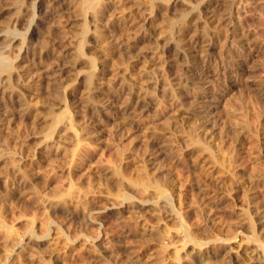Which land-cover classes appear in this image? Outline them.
<instances>
[{"label":"rangeland","instance_id":"obj_1","mask_svg":"<svg viewBox=\"0 0 264 264\" xmlns=\"http://www.w3.org/2000/svg\"><path fill=\"white\" fill-rule=\"evenodd\" d=\"M73 1L61 14L47 3L35 12L37 0H0V76L14 74L0 82V264H248L253 252L264 261V0H239L240 14L229 7L222 23L244 30L247 43L241 35L230 45L211 38L215 46L203 52L206 67L235 60L242 75L227 85L230 72L214 71L215 85L184 89L173 78L191 77L202 63L175 51L159 57L154 38L176 49L173 32L188 19L200 22L205 0L158 11L137 49L114 45L107 60L104 39L119 29L116 16L152 0H102L98 27L90 12L100 0ZM201 25L213 37L214 25ZM32 48L35 63L26 56ZM22 69L40 78L29 92L16 75ZM164 77L172 80L162 90ZM132 83L143 87L145 103L128 116L120 107ZM203 91L226 94L227 104L205 116ZM136 174L159 178L165 189L145 190Z\"/></svg>","mask_w":264,"mask_h":264},{"label":"bare ground","instance_id":"obj_2","mask_svg":"<svg viewBox=\"0 0 264 264\" xmlns=\"http://www.w3.org/2000/svg\"><path fill=\"white\" fill-rule=\"evenodd\" d=\"M140 1V0H139ZM147 1V0H146ZM181 1L182 0H168V1H166V2H163V1H156V0H152L151 2H144L143 1V3H141V2H139V3H136L135 5H132V6H128V9H127V11H125V9H124V13H122L121 12V15H119V16H116V18H117V21H116V24L115 25H117L118 27H119V29H116V28H113L112 29V27H111V31H112V33H110L109 34V36L108 35H106V36H108L107 38H105V33H103V32H101L102 34H100L101 36H104V38H102V39H104V41H105V43H104V46H106V48H105V53H104V60H107V55H109L110 54V52L112 51V47L115 45V47H118L120 50H122V52H125V53H130L131 51H133L134 50V48L136 47V46H138L142 41H143V39H146V37H147V33L150 31V30H153V27H154V20H155V18H156V16H157V14H158V11H163V9H167V10H171L173 7H175L176 5H178L179 3H181ZM230 2V1H229ZM238 2H240L239 0H233V1H231L230 2V4H227V0L225 1V0H205V2L201 5V7H200V18H201V20H199L200 22H197V23H195V22H193L192 23V21L190 20V19H188L186 22H185V25H182L183 27H180V25H179V27L180 28H178L177 30H175L174 32H173V35H172V39H174L175 40V42H177V48L176 49H174L173 47V44H172V42H170L169 40V42H164V41H166V39H167V37H155L154 39H155V42H156V44L159 46V48L158 49H160L158 52H160V55H159V57H168L171 53H172V51L174 52L175 51V55H176V58H182V57H189V58H191V59H194V61H195V65H196V60L198 61V62H200V63H202L201 64V66L203 67L202 69H200V70H197V71H195L194 72V74L191 76V77H189L188 76V78H186L185 79V77H180V78H178L177 76H175L174 78H173V80H176L175 82L177 83V84H174V85H178L179 87L178 88H183L184 89V87H187V86H190V84H202V85H204V87L206 86V87H211L212 86V84H214V81H215V78L211 75L212 73L211 72H216V71H220V73L221 74H227V73H229L228 75H227V77L226 76H224V77H226V78H224V84H229L230 83V79H231V77H233V76H236V75H238V74H241L243 71V69L242 68H238L235 64V60H233V62L231 61V62H228V66L227 65H223V63H219L220 65H217L215 68H213V69H210L211 67H206L207 65H206V63H208L209 61L211 62V59H209V57L207 56H205V54H203V52H206L207 50H211L214 46H215V44L211 41V38H213V39H219V40H221L223 43H225V45L227 44H229V42H231V40L233 41V39H235L236 38V36H239V35H241L240 37L242 38V41H247V39H248V34L246 33V32H243V31H239V32H237V30L236 29H233V28H231L230 26L229 27H225V28H223V25H222V23L225 21V20H227V18L230 16L229 15V10H228V8L229 7H233L232 8V10L234 11V12H238L239 14H240V3H238ZM37 5H36V7H35V9H34V11L36 12V11H41L42 10V8L44 7L45 8V3H47V5H49L50 7H53V8H55V9H57V11H59L60 10V13H61V11H67V10H70V9H72L75 5H76V2L75 1H73V0H71V1H69V0H37ZM104 4V2L102 1V0H100V1H98L97 3H96V5L92 8V10H91V12H90V15L92 16V18H93V20H95L96 22V25H97V27L98 26H100L98 23H97V20L95 19V18H97L99 15V13L100 12H102V7L104 6L103 5ZM134 4V3H133ZM1 6V5H0ZM11 6V5H10ZM3 7V6H2ZM8 7V6H7ZM47 7V6H46ZM12 8V7H11ZM14 8V7H13ZM48 8V7H47ZM52 8V9H53ZM176 8V7H175ZM79 9V8H78ZM104 9V8H103ZM4 10H5V8H4ZM47 10V9H46ZM196 10H198V9H196ZM166 11V10H165ZM228 11V12H227ZM23 12V11H22ZM45 12V11H44ZM48 12H50V11H48ZM55 12V11H54ZM59 13V12H58ZM65 13V12H64ZM103 13V12H102ZM101 13V14H102ZM160 13V12H159ZM174 13V12H173ZM193 13V12H192ZM25 14V13H24ZM61 14H63V13H61ZM191 14V13H190ZM139 15V16H138ZM43 16V15H42ZM159 16V15H158ZM191 16H193V15H191ZM196 16V15H195ZM195 18V17H194ZM198 19V18H197ZM229 19V18H228ZM14 20V19H13ZM17 20V19H16ZM21 20V17H18V21H20ZM114 20V19H113ZM113 20H111V21H113ZM194 20V19H193ZM231 20V19H230ZM156 21V20H155ZM197 21V20H196ZM105 23V22H104ZM110 23V22H109ZM192 23V24H191ZM202 23V27L203 26H207V27H211L212 25H214V27H215V31H214V35H213V37H212V35L210 36V33L209 34H207V32L205 31V30H199V26H200V24ZM231 23V22H230ZM228 24V23H227ZM106 25V24H105ZM229 25V24H228ZM238 25V24H237ZM102 26V25H101ZM227 26V25H226ZM96 27V26H95ZM97 27L95 28V29H97ZM156 27V26H155ZM108 28V27H107ZM99 29H101V27L99 28ZM156 29V28H155ZM214 29V28H213ZM212 29V30H213ZM102 30H103V27H102ZM120 30V31H119ZM242 30V29H241ZM97 31V30H96ZM211 31V30H210ZM209 31V32H210ZM98 32H100V31H98ZM97 32V33H98ZM106 32V31H105ZM161 32V31H160ZM164 32V31H163ZM167 32V31H166ZM212 32V31H211ZM108 33H109V31H108ZM158 33V32H157ZM99 34V33H98ZM151 34V33H150ZM163 33H161V35H162ZM213 34V33H212ZM152 35V34H151ZM168 35V34H167ZM155 36V35H154ZM151 37V36H150ZM152 37H153V35H152ZM85 38V37H84ZM87 38V37H86ZM153 39V38H152ZM217 41V40H216ZM220 41V42H221ZM241 41V42H242ZM253 41V40H252ZM221 42V43H222ZM248 42V41H247ZM246 42V43H247ZM48 43V42H47ZM112 43V44H111ZM154 43V42H153ZM221 43H220V45H221ZM222 43V45H224ZM234 43V42H233ZM52 44V43H51ZM232 44V43H231ZM147 45V44H146ZM150 45V44H149ZM230 45V44H229ZM151 46V45H150ZM153 46V45H152ZM114 47V48H115ZM233 47V46H232ZM239 47V46H238ZM36 48V47H35ZM35 48H32L33 49V51L32 52H30L29 51V53H27L28 55H26V56H30V54H32V57H31V60H36V58H37V56L38 57H40V55H38L39 53L36 51V49ZM38 48V47H37ZM223 48H224V46H223ZM225 48H227V47H225ZM136 49H137V47H136ZM152 49H154V48H152ZM174 49V50H173ZM45 50V49H44ZM150 50H151V48H150ZM40 51H42V50H40ZM118 50H116V52H117ZM138 51V50H137ZM147 51H149V50H147ZM28 52V51H27ZM113 52H114V50H113ZM120 52V51H119ZM122 52H120L121 54H122ZM152 52V51H151ZM225 52V51H224ZM227 52V51H226ZM59 53V52H58ZM61 53V52H60ZM153 53V52H152ZM151 53V54H152ZM209 53V52H208ZM232 49L229 47L228 48V52L226 53V55H228V56H233L232 55ZM235 53V52H234ZM62 54V53H61ZM113 54V53H112ZM133 54V53H132ZM140 54H142L141 52H140ZM146 54V53H145ZM157 54V53H156ZM174 54H172V55H174ZM213 54V53H212ZM42 55V54H41ZM60 55V54H59ZM58 55V56H59ZM64 55V54H63ZM127 55V54H126ZM130 55V54H129ZM129 55H127V56H129ZM139 55V54H138ZM149 55V54H148ZM152 55H154V54H152ZM235 55V54H234ZM25 56V57H26ZM111 56V55H110ZM133 58H135V56L136 55H134L133 54ZM145 56V55H144ZM156 56V55H155ZM222 56H223V53H222ZM112 57V56H111ZM130 57V56H129ZM150 57V56H149ZM152 57V56H151ZM157 57V56H156ZM158 57V58H159ZM172 57V56H171ZM29 58V57H28ZM123 58H124V56H123ZM126 58H128V57H126ZM137 58V57H136ZM156 59V60H160V59ZM173 58V57H172ZM225 58V57H224ZM231 58H233V57H231ZM236 58V57H235ZM24 59V58H23ZM41 59V58H40ZM142 59V58H141ZM145 61H146V59L145 58H143ZM153 59V58H152ZM166 59V58H165ZM164 59V60H165ZM169 59V58H168ZM183 59V58H182ZM181 59V60H182ZM244 59V58H243ZM27 60V59H26ZM43 60V59H42ZM114 60V59H113ZM128 60V59H127ZM229 60V59H228ZM237 60V59H236ZM37 61V60H36ZM137 61H139V60H137ZM137 61H136V63H137ZM149 61H150V58H149ZM163 61V60H162ZM168 61V60H167ZM176 61V60H175ZM192 61V60H191ZM213 61V60H212ZM27 62V61H26ZM39 62H40V60H39ZM105 62V61H104ZM103 62V63H104ZM124 62V61H123ZM147 62V61H146ZM161 62V61H160ZM165 62V61H164ZM163 62V63H164ZM178 62V61H177ZM193 62V61H192ZM214 62V61H213ZM29 63V62H28ZM34 63H35V61H34ZM112 63V62H111ZM150 63V62H149ZM155 63V62H154ZM158 63V62H157ZM162 63V62H161ZM170 63V62H169ZM174 63V62H173ZM172 63V64H173ZM191 63V62H190ZM224 63H226V61L224 62ZM33 64V63H32ZM107 64V63H106ZM171 64V63H170ZM176 64H178V63H176ZM175 64V65H176ZM191 64H193V63H191ZM193 64V65H194ZM198 64V63H197ZM209 64H211V63H209ZM217 64V63H216ZM25 65V64H24ZM38 65V64H37ZM108 65V64H107ZM120 65H122V64H120ZM134 65V64H133ZM136 65V64H135ZM155 65V64H154ZM166 65V64H165ZM164 65V66H165ZM183 65V64H182ZM214 65V64H213ZM212 65V66H213ZM232 65V66H231ZM30 66V65H29ZM36 66V65H35ZM51 66V65H50ZM104 66H106V65H104ZM110 66V65H109ZM131 66V65H130ZM179 66V65H178ZM199 66V65H198ZM200 66V67H201ZM209 66V65H208ZM211 66V65H210ZM112 66H110V68H111ZM114 67V66H113ZM145 67V66H144ZM166 67V66H165ZM107 68V67H106ZM105 67L103 68V69H101V70H103V74L104 73H106V71H107V69H106ZM128 68V67H127ZM140 68V67H139ZM190 68V67H189ZM99 69V70H100ZM113 69V68H112ZM120 69H122V68H120ZM129 69V68H128ZM160 69H161V67H160ZM166 69V68H165ZM169 69V68H168ZM167 69V70H168ZM242 69V70H241ZM21 70V69H20ZM23 70V69H22ZM32 70V69H31ZM115 70V69H114ZM162 70H163V67H162ZM166 70V71H167ZM113 71V70H112ZM121 71H123V69L121 70ZM125 71H127V69H125ZM130 71V70H129ZM159 71V70H158ZM168 71H170V70H168ZM185 71H188V70H185ZM18 72V71H17ZM97 72V71H96ZM99 72V71H98ZM111 72V71H110ZM118 72V71H117ZM144 72V71H143ZM147 72V71H146ZM146 72H145V74H146ZM151 72V71H150ZM157 72V71H156ZM163 72V71H162ZM108 73V72H107ZM113 73V72H112ZM116 73V72H115ZM123 73V72H122ZM125 73V72H124ZM133 73V72H132ZM186 73V72H185ZM184 73V74H185ZM188 73H190L189 71H188ZM245 73V72H244ZM97 74V73H96ZM101 74V73H100ZM101 75L102 77L101 78H104L105 76L104 75ZM157 74V73H156ZM155 74V75H156ZM162 74V73H161ZM166 74V73H165ZM183 74V75H184ZM17 77H19V79H20V81H21V83L24 85V87L26 88L25 89V91L27 92H29L30 90H31V88H33V87H35L36 86V82L37 81H39L40 80V78H38L37 79V81H36V77H34V75L33 76H31L30 75V72L28 71V69H24L23 71H19L17 74ZM35 75H36V73H35ZM120 75V74H119ZM123 74H121L120 76H122ZM130 75H131V73H130ZM173 75H175V74H173ZM181 75V74H180ZM242 75V74H241ZM40 76H41V74H40ZM39 76V77H40ZM113 76V75H112ZM117 76V75H116ZM139 76V75H138ZM149 76V75H148ZM163 75H159V77H162ZM166 76V75H165ZM1 78H0V82H2L1 84L3 85V84H5V83H9V80L11 81V79L12 78H14V74L12 75V74H10V75H6V77H4V76H0ZM98 77H99V75H98ZM97 77V78H98ZM111 77V76H110ZM110 77H107V79L108 78H110ZM126 77V76H125ZM133 77V76H132ZM135 77V76H134ZM217 77V76H216ZM240 77V76H239ZM242 77V76H241ZM6 78V79H5ZM112 78V77H111ZM110 78V79H111ZM141 78V77H140ZM156 78V77H155ZM171 78V77H170ZM170 78H168V77H164L162 80H161V78L160 79H158L159 81H158V84L159 85H156V86H162V85H165L164 87L166 88V84H167V82H170V80H172V79H170ZM218 78V77H217ZM42 79V78H41ZM100 79V78H99ZM98 79V80H99ZM122 79H124V78H122ZM133 79H135V78H133ZM138 79V78H137ZM154 79V78H153ZM235 79H236V77H235ZM101 80V79H100ZM114 80H116V78L114 79ZM128 80V79H127ZM136 80V79H135ZM142 80V79H141ZM155 80V79H154ZM105 81V80H104ZM104 81H101V82H99L102 86H101V88L100 89H102V88H105V86H104V84H105V82ZM110 81V80H109ZM112 81V80H111ZM121 82H122V80H120ZM129 81V80H128ZM139 81V80H138ZM222 81V82H223ZM5 82V83H4ZM12 82V81H11ZM107 82H108V80H107ZM117 82V81H116ZM145 82V81H144ZM157 82V81H156ZM217 82V81H216ZM234 82V81H233ZM98 83V82H97ZM122 83H124V82H122ZM121 83V84H122ZM130 83V82H129ZM137 83V82H136ZM136 83H132V85H129V88L127 89V92H126V96L122 99V106L120 107V113H124V114H128V116H129V114L130 115H132L131 113H136V111H137V108H139L142 104H144L145 102H142V98H140L141 97V95H142V97L143 96H145V93L143 92V94H142V91H141V89H143V87L141 88V86H139L138 87V85H136ZM162 83V84H161ZM218 83H220V82H218ZM236 83V82H235ZM10 84V83H9ZM12 84V83H11ZM108 84H109V82H108ZM107 84V85H108ZM140 84H143V81H142V83H140ZM94 85V87L96 86V83H94L93 84ZM110 85V84H109ZM112 85V84H111ZM119 85V84H118ZM144 85V84H143ZM174 85H173V88H174ZM215 85V84H214ZM230 85V84H229ZM12 86V85H11ZM39 86V85H38ZM87 86V85H86ZM120 86V85H119ZM122 86V85H121ZM124 86V85H123ZM123 86H122V88H123ZM145 86V85H144ZM217 86V85H216ZM221 86V85H220ZM232 86V85H231ZM234 86V85H233ZM23 87V88H24ZM97 87V86H96ZM108 87V86H107ZM117 87V86H116ZM128 87V86H127ZM163 86L162 87H160V88H162V90H164L163 88H164ZM195 87V86H194ZM200 87V86H199ZM199 87H198V89H199ZM204 87H202V88H204ZM225 87V86H224ZM87 88V87H86ZM115 88V87H114ZM124 88H126V86L124 87ZM159 88V87H158ZM188 88V87H187ZM218 88V87H217ZM216 88V89H217ZM226 88H230V87H226ZM4 89V88H3ZM2 89V87H1V85H0V92L3 90ZM176 89V88H175ZM192 89V88H191ZM195 89H197V88H195ZM206 89V88H205ZM221 89V88H220ZM225 89V88H224ZM5 90V89H4ZM3 90V91H4ZM14 90V89H13ZM19 90V89H18ZM22 90V89H21ZM87 90V89H86ZM96 90V89H95ZM94 90V92H100L99 90H96L95 91ZM145 90V89H144ZM159 90V89H158ZM169 90V89H168ZM187 90V89H186ZM212 90V89H211ZM215 90V89H214ZM102 91V90H101ZM124 91V90H123ZM146 91V90H145ZM155 91H157L156 89H155ZM179 91V90H178ZM259 91V90H258ZM119 92H120V90H119ZM152 92V91H151ZM150 92V93H151ZM161 92V91H160ZM168 92V91H167ZM166 92V93H167ZM174 92H175V90H174ZM189 92V91H188ZM187 92V93H188ZM215 92V91H214ZM219 92V91H218ZM20 93H22V92H20ZM19 93V94H20ZM108 93V92H107ZM122 93V92H121ZM170 93V92H169ZM168 93V94H169ZM178 93V92H177ZM181 93H183L182 91H181ZM5 94V93H4ZM4 94L2 95V96H4ZM27 94V93H26ZM92 94H94V93H92ZM91 94V95H92ZM101 92H100V96H101ZM117 94V93H116ZM115 94V95H116ZM119 94V93H118ZM162 94V93H161ZM163 94H164V92H163ZM171 94V93H170ZM176 94V93H175ZM216 94V93H215ZM14 95V94H13ZM106 95V94H105ZM108 95V94H107ZM106 95V96H107ZM110 95V94H109ZM114 95V96H115ZM166 95V94H165ZM181 95V94H180ZM202 96V101H201V105L199 106L200 108L199 109H201V111L200 112H202V113H204V115L205 116H211L212 114H214L215 112H217L218 110H221L220 109V107H222L223 105H224V103L226 102V100H228L227 98H226V94H224L223 96H221V94H220V96L219 97H216L215 95H214V93L213 92H208V91H203L202 92V94H201ZM1 96V97H2ZM11 96V95H10ZM20 96H21V94H20ZM98 96V95H97ZM114 96H113V98H114ZM122 96H124V95H122ZM159 96V95H158ZM187 96V95H186ZM117 97H119V95L117 96ZM182 97V96H181ZM215 97L217 98V100H214L215 99ZM100 98H105V96H102V97H100ZM113 98H107L106 100H105V102L106 101H108L109 103L110 102H113V101H115V100H117V99H120V97L119 98H117V99H113ZM179 98V97H178ZM17 99H18V97H17ZM20 99V98H19ZM18 99V100H19ZM88 99V98H87ZM159 99V98H158ZM13 100V99H12ZM93 100H94V98H93ZM102 100V99H101ZM164 100V99H163ZM90 101V100H89ZM99 101V100H98ZM230 101V100H229ZM228 101V102H229ZM10 103V102H9ZM97 103V102H96ZM102 103H104V102H102ZM118 103V102H117ZM100 104V103H99ZM107 104V103H106ZM225 104H227V102L225 103ZM102 105H104V104H102ZM113 105H115V102H114V104ZM120 105V104H119ZM263 105V104H262ZM72 106V105H71ZM91 106V105H90ZM96 106V105H95ZM94 106V107H95ZM105 106H107V105H105ZM110 107V106H109ZM111 107H113V106H111ZM119 107V106H118ZM262 107H264V106H262ZM90 108H92V107H90ZM107 108V107H106ZM114 108V107H113ZM109 109V108H108ZM115 109H117V108H115ZM142 108H140V110H141ZM197 109H198V107H197ZM66 110H68V106H67V109ZM96 110H97V108H96ZM95 110V111H96ZM100 110V109H99ZM110 110V109H109ZM109 110H108V113H109ZM224 110V109H223ZM103 110H101L100 112H102ZM115 111V110H114ZM113 111V112H114ZM142 111H143V109H142ZM197 111V110H196ZM105 112V111H104ZM107 112V111H106ZM105 112V113H106ZM119 112V111H118ZM137 112H139V111H137ZM199 112V111H198ZM92 113H93V111H92ZM107 113V114H108ZM116 113V112H115ZM120 113H119V115H120ZM140 113V112H139ZM104 114V113H103ZM113 114V113H112ZM142 114V113H141ZM197 114V113H196ZM99 115H101V114H99ZM137 115V114H136ZM135 115V116H136ZM199 115V114H198ZM113 116L115 117V118H117L116 116L117 115H115V114H113ZM214 116V115H213ZM218 116V115H217ZM96 117V116H95ZM119 117V116H118ZM121 117V116H120ZM125 116H123V118H124ZM192 117V116H191ZM203 117V116H202ZM93 118V117H92ZM91 118V119H92ZM103 118H105V117H103ZM110 118V117H109ZM204 118H206V117H204ZM102 119V118H101ZM108 119V118H107ZM107 119H102V120H104V121H106ZM207 119V118H206ZM128 120V119H127ZM134 120V119H133ZM212 120H213V118H212ZM58 121V120H57ZM91 121V120H90ZM93 121H94V119H93ZM97 121V120H96ZM108 121H110V120H108ZM210 121V120H209ZM209 121H207V122H209ZM101 122V121H100ZM128 122V121H127ZM206 122V123H207ZM117 123V122H116ZM115 123V124H116ZM123 123V122H122ZM125 123V122H124ZM214 123V122H213ZM87 124V123H86ZM205 124V123H204ZM215 124V123H214ZM92 128V127H91ZM205 131V130H204ZM173 133V132H172ZM173 135V134H172ZM167 137V136H166ZM198 139V138H197ZM164 142V141H163ZM198 142H200L199 140H198ZM202 144V143H201ZM205 145V144H204ZM211 147V146H210ZM210 147H209V149H210ZM206 148V147H205ZM48 149V148H47ZM208 149V148H207ZM206 149V150H207ZM208 149V150H209ZM212 149V148H211ZM210 151V150H209ZM208 151V152H209ZM152 153V152H151ZM155 153V152H154ZM210 153V152H209ZM212 153V152H211ZM156 154H158L157 153V151H156ZM162 154V153H161ZM210 155H212V154H210ZM155 156V155H154ZM153 156V157H154ZM152 157V156H151ZM213 157V156H212ZM164 158V157H163ZM166 158V157H165ZM154 162V161H153ZM206 165V164H205ZM148 167V166H147ZM210 170V169H209ZM146 171V170H145ZM208 171V170H207ZM148 172V171H147ZM210 172H211V170H210ZM150 173V172H149ZM209 173V172H208ZM143 174V173H142ZM148 174V173H147ZM29 175V174H28ZM153 175V174H152ZM23 176H25V175H23ZM135 176V175H134ZM136 183H138L139 185H141L145 190L146 189H148V188H155V189H157V190H164L165 189V186H164V183L159 179V178H153V177H151V176H149V175H137L136 174V176L135 177H131ZM27 179V178H26ZM30 179V178H29ZM25 180V179H24ZM23 185V184H22ZM258 208V207H257ZM259 210H261V209H259ZM262 211V210H261ZM260 211V212H261ZM264 211V210H263ZM259 213V212H258ZM250 216V215H249ZM248 217V216H247ZM252 219V218H251ZM250 220V219H249ZM252 221V220H251ZM250 222V221H249ZM143 225V224H142ZM57 244V243H56ZM58 246V245H57ZM56 246V247H57ZM22 252V251H21ZM253 254H255V255H257L256 257H254L255 255H253L251 258H249V262H248V264H264V261H262V259H261V256L259 255V253L258 252H253ZM54 256V255H53ZM199 256L201 257V258H203V253L202 252H200L199 253ZM237 257H238V255H237ZM240 257V256H239ZM55 257H53V259H54ZM60 258V257H59ZM200 258V259H201ZM32 259V258H31ZM51 260V259H50ZM30 261V260H29ZM20 262V261H19ZM18 262V263H19ZM33 262V261H32ZM21 263V262H20Z\"/></svg>","mask_w":264,"mask_h":264}]
</instances>
